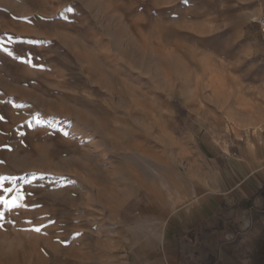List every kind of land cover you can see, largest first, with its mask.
Wrapping results in <instances>:
<instances>
[{
    "label": "rangeland",
    "instance_id": "374dc122",
    "mask_svg": "<svg viewBox=\"0 0 264 264\" xmlns=\"http://www.w3.org/2000/svg\"><path fill=\"white\" fill-rule=\"evenodd\" d=\"M263 14L258 0H0V196L26 205L0 203V264H130L131 197L173 211L210 190L204 138L264 132ZM223 255L264 264V211Z\"/></svg>",
    "mask_w": 264,
    "mask_h": 264
},
{
    "label": "crops",
    "instance_id": "0c3cea01",
    "mask_svg": "<svg viewBox=\"0 0 264 264\" xmlns=\"http://www.w3.org/2000/svg\"><path fill=\"white\" fill-rule=\"evenodd\" d=\"M258 2L263 13L264 0ZM206 137L210 190L179 210H169L146 190L122 207L130 264H229L223 255L226 240L248 234L254 215L264 211V132L253 136L233 128L224 137ZM145 180L138 179V189Z\"/></svg>",
    "mask_w": 264,
    "mask_h": 264
},
{
    "label": "snow or ice",
    "instance_id": "6c2138e0",
    "mask_svg": "<svg viewBox=\"0 0 264 264\" xmlns=\"http://www.w3.org/2000/svg\"><path fill=\"white\" fill-rule=\"evenodd\" d=\"M0 179H11V177H0ZM2 187V185H0ZM5 192H12V188H4ZM23 197L24 193L17 189L16 195L13 196L12 200H7L3 196H0V203H3L6 207L9 208H19V207H26V205L23 204ZM35 231H39V228H35Z\"/></svg>",
    "mask_w": 264,
    "mask_h": 264
},
{
    "label": "built area",
    "instance_id": "2783aa9c",
    "mask_svg": "<svg viewBox=\"0 0 264 264\" xmlns=\"http://www.w3.org/2000/svg\"><path fill=\"white\" fill-rule=\"evenodd\" d=\"M259 24H260V26H261V30H262V32H263V34H264V14H263V16L261 17V19L259 20Z\"/></svg>",
    "mask_w": 264,
    "mask_h": 264
},
{
    "label": "bare ground",
    "instance_id": "6f19581e",
    "mask_svg": "<svg viewBox=\"0 0 264 264\" xmlns=\"http://www.w3.org/2000/svg\"><path fill=\"white\" fill-rule=\"evenodd\" d=\"M138 179H142V177H141V175L140 174H138ZM143 182V181H142Z\"/></svg>",
    "mask_w": 264,
    "mask_h": 264
}]
</instances>
